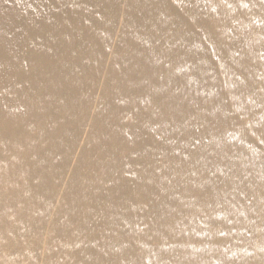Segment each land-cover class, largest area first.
I'll use <instances>...</instances> for the list:
<instances>
[{
    "label": "bare ground",
    "instance_id": "obj_1",
    "mask_svg": "<svg viewBox=\"0 0 264 264\" xmlns=\"http://www.w3.org/2000/svg\"><path fill=\"white\" fill-rule=\"evenodd\" d=\"M0 264H264V0H0Z\"/></svg>",
    "mask_w": 264,
    "mask_h": 264
}]
</instances>
